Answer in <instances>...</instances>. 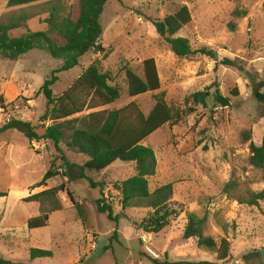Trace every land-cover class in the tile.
<instances>
[{
	"label": "rangeland",
	"instance_id": "1",
	"mask_svg": "<svg viewBox=\"0 0 264 264\" xmlns=\"http://www.w3.org/2000/svg\"><path fill=\"white\" fill-rule=\"evenodd\" d=\"M77 1L50 0L7 8L6 0H0V24L28 14L30 19L11 31L10 38L43 32V21L53 10L75 18ZM181 6L191 13L194 33L182 29L174 38L187 39L192 51H212L215 58L201 54L178 58L156 33L152 23ZM235 10L245 15L235 18ZM99 22L103 51H91L78 66L56 73L53 96L58 98L82 68L97 61L100 71L110 73L120 91L114 104L98 110H118L135 102L147 115L155 97L163 94L170 107L183 111L179 124L164 126L142 143L152 149L157 164L155 175L148 179L149 189L172 184L177 213L157 234L138 230L152 211H122L120 195L112 189L135 174L133 163L116 161L100 174L87 173L95 182L105 183L102 194L113 216L119 217L117 222L97 213L95 202L101 191L89 188L86 181L69 183L56 177L33 189L51 161L58 165V155L49 141L29 143L20 132L7 131L0 135V192L7 194L0 198V257L19 264H264V203L245 204L250 195L264 189V169L249 164V145L260 146L264 139V105L253 97V89L264 81V0H107ZM149 58L155 61L160 89L129 98L124 69L141 77L142 62ZM226 60L231 64H223ZM61 66V60L39 50L17 61L0 59V95L7 104L0 109V127L17 119L29 122L42 135L51 122H41L46 103L39 89ZM206 89L210 93L217 89L228 106L213 107L209 101L207 110L192 107L188 112L189 97ZM60 148L71 163L87 160L65 143ZM61 183L80 210L60 193L62 210L49 215L46 227L28 230L30 214L21 201ZM188 214L206 218L204 236L217 244L221 239L229 243L227 260L217 261L215 251L198 247L195 239H183ZM30 249L49 251L52 257L30 261Z\"/></svg>",
	"mask_w": 264,
	"mask_h": 264
},
{
	"label": "trees",
	"instance_id": "2",
	"mask_svg": "<svg viewBox=\"0 0 264 264\" xmlns=\"http://www.w3.org/2000/svg\"><path fill=\"white\" fill-rule=\"evenodd\" d=\"M50 0H6L7 8H15L48 2ZM107 0H78L75 7L76 17L62 16L53 10L43 21L46 30L43 32L27 33L18 38H10L9 33L25 25L30 15L21 14L11 17L6 24H0V59L17 61L31 50H39L51 58L61 60L62 66L52 73L39 89L46 103V111L41 122H51L44 127L42 135L35 132L29 123L11 119L0 127V135L7 131H18L29 143L49 141L56 153L58 165L51 161L42 180L33 187L38 188L55 179L65 178L67 182L86 181L91 189H100L101 198L97 199L96 211L106 216L107 220L117 222L118 216H113V209L105 202L102 194L106 187L103 181L95 182L87 173L100 174L116 161L133 163L135 174L120 183L112 185V189L120 195V207L126 209H149L152 212L139 225L138 230L146 234H157L168 227L169 220L177 211L173 208L172 184H166L150 191L148 179L156 172V159L152 149L142 143L153 133L166 125H177L184 117V112L170 107L164 100L163 94L155 97L152 109L145 115L135 102H130L118 110H98L114 104L120 97L119 89L114 86L110 73H102L97 61L82 68L78 78L58 98H54L52 86L57 82L56 73L67 72L79 65L80 59L91 51H100L102 27L99 17ZM175 1V0H173ZM231 1V0H227ZM245 13L235 10L232 16L240 18ZM156 33L166 42L172 54L178 58L201 54L215 58L212 51L200 49L192 51L189 42L184 38H174L182 29L194 33V23L191 13L186 6L179 7L174 13L166 15L161 21L152 23ZM234 26L229 24V30ZM226 65L231 63L226 60ZM126 92L129 98H135L160 89V82L155 61L152 58L142 62V76H137L129 69H124ZM254 99L264 105V81L253 89ZM213 107H227L228 100L223 98L216 89L210 93L208 89L197 92L189 97L188 112L193 108L208 109V103ZM7 106L4 97L0 95V109ZM87 113V114H85ZM68 134V135H67ZM79 155L87 158L82 164L71 163L67 160L60 144ZM249 164L255 169H264V139L260 146L249 145ZM65 193L71 203L80 210L71 192L64 183L59 186L30 195L21 202L29 211L26 222L28 230L40 229L47 226L49 215L62 210L58 198ZM7 194L0 192V198ZM264 203V189L249 196L245 201L248 206H258ZM206 218L195 214L187 215L183 229V239H195L198 247L217 253V261H225L229 257V243L221 239L217 244L211 237L204 236L203 228ZM153 253V252H152ZM49 251L30 249V261L51 258ZM155 264H215L208 262H175ZM0 264H19L4 260ZM31 264V263H30ZM79 264H82L80 261Z\"/></svg>",
	"mask_w": 264,
	"mask_h": 264
},
{
	"label": "built area",
	"instance_id": "3",
	"mask_svg": "<svg viewBox=\"0 0 264 264\" xmlns=\"http://www.w3.org/2000/svg\"><path fill=\"white\" fill-rule=\"evenodd\" d=\"M144 241H145V239H144ZM149 252H150V254H151L152 256H156L154 253L151 252V250H149Z\"/></svg>",
	"mask_w": 264,
	"mask_h": 264
}]
</instances>
